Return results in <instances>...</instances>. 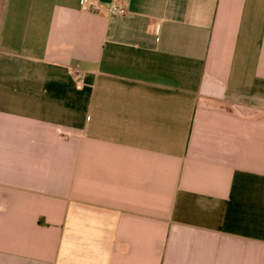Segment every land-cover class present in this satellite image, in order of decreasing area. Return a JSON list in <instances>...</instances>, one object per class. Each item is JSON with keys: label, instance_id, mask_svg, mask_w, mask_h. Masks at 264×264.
<instances>
[{"label": "crops", "instance_id": "1", "mask_svg": "<svg viewBox=\"0 0 264 264\" xmlns=\"http://www.w3.org/2000/svg\"><path fill=\"white\" fill-rule=\"evenodd\" d=\"M0 264H264V0H0Z\"/></svg>", "mask_w": 264, "mask_h": 264}, {"label": "built area", "instance_id": "2", "mask_svg": "<svg viewBox=\"0 0 264 264\" xmlns=\"http://www.w3.org/2000/svg\"><path fill=\"white\" fill-rule=\"evenodd\" d=\"M91 7H96L97 8V4H91ZM110 12L112 14H119V15H124L126 13L125 8L118 6L116 4H113L110 8Z\"/></svg>", "mask_w": 264, "mask_h": 264}]
</instances>
